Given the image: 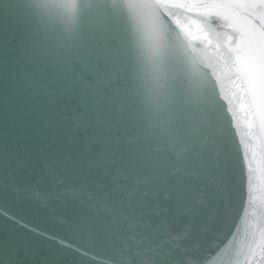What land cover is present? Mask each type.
Masks as SVG:
<instances>
[{
	"label": "snow or ice",
	"instance_id": "1",
	"mask_svg": "<svg viewBox=\"0 0 264 264\" xmlns=\"http://www.w3.org/2000/svg\"><path fill=\"white\" fill-rule=\"evenodd\" d=\"M0 82L55 133L0 146V264H264V0H24Z\"/></svg>",
	"mask_w": 264,
	"mask_h": 264
},
{
	"label": "water",
	"instance_id": "2",
	"mask_svg": "<svg viewBox=\"0 0 264 264\" xmlns=\"http://www.w3.org/2000/svg\"><path fill=\"white\" fill-rule=\"evenodd\" d=\"M10 5L24 6V0H0V9H6ZM24 106L21 98L16 94L15 88L9 85L5 90L2 82H0V146L7 143V154L9 156V165L14 163V154L27 161L28 167L24 173L14 172V179L9 183H17L22 176L31 171L34 167H39L43 171L44 166L40 161L44 158L46 145L52 144L55 139V133L35 123H28L24 118ZM6 171V170H5ZM11 195V194H10ZM0 207L6 208L13 213H20L22 207L15 200L14 195L0 201ZM35 207V205H29ZM60 209H56L59 214ZM26 219H42L47 218L51 214L44 213H27ZM3 217H0L2 220ZM49 223H54L49 220ZM216 249L209 247L205 252L201 253L202 260H208L215 255Z\"/></svg>",
	"mask_w": 264,
	"mask_h": 264
}]
</instances>
